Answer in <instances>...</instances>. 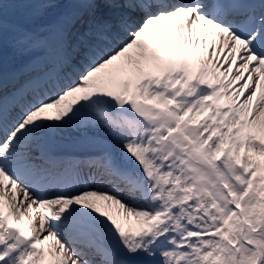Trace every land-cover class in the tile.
Segmentation results:
<instances>
[{"label":"snow or ice","instance_id":"obj_1","mask_svg":"<svg viewBox=\"0 0 264 264\" xmlns=\"http://www.w3.org/2000/svg\"><path fill=\"white\" fill-rule=\"evenodd\" d=\"M0 264H264V0H0Z\"/></svg>","mask_w":264,"mask_h":264},{"label":"rangeland","instance_id":"obj_2","mask_svg":"<svg viewBox=\"0 0 264 264\" xmlns=\"http://www.w3.org/2000/svg\"><path fill=\"white\" fill-rule=\"evenodd\" d=\"M115 210V208H113V211Z\"/></svg>","mask_w":264,"mask_h":264}]
</instances>
